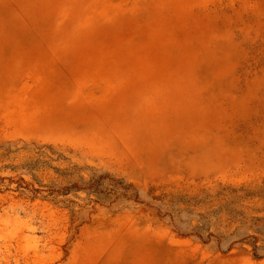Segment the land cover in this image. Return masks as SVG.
<instances>
[{"label":"rangeland","instance_id":"rangeland-1","mask_svg":"<svg viewBox=\"0 0 264 264\" xmlns=\"http://www.w3.org/2000/svg\"><path fill=\"white\" fill-rule=\"evenodd\" d=\"M0 264H264V0H0Z\"/></svg>","mask_w":264,"mask_h":264}]
</instances>
